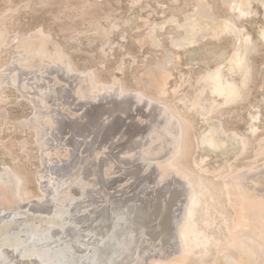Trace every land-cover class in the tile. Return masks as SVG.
<instances>
[{
    "label": "bare ground",
    "instance_id": "6f19581e",
    "mask_svg": "<svg viewBox=\"0 0 264 264\" xmlns=\"http://www.w3.org/2000/svg\"><path fill=\"white\" fill-rule=\"evenodd\" d=\"M254 2L264 11V0H223L230 14L220 18L197 0L182 20L149 25L142 41L153 46L157 27L171 23L179 32L169 39L176 52L147 72L156 97L117 80L100 84L92 73L69 77L67 61L42 50V34L22 42L27 58L17 60L20 70L2 72L0 85L14 83L37 109L31 125L46 172L34 200L20 175L1 176L0 264H264V168L235 165L258 127L244 136L213 118L248 97L256 48L238 23L257 15ZM259 38L264 44V26ZM198 64L206 68L189 82L194 96L171 107L167 98L178 92L169 87L171 67ZM194 114L202 119L196 147L216 160L210 165L205 152L191 169L179 156ZM8 233L13 241L2 244Z\"/></svg>",
    "mask_w": 264,
    "mask_h": 264
},
{
    "label": "rangeland",
    "instance_id": "374dc122",
    "mask_svg": "<svg viewBox=\"0 0 264 264\" xmlns=\"http://www.w3.org/2000/svg\"><path fill=\"white\" fill-rule=\"evenodd\" d=\"M207 2L217 17L230 14L223 6V0ZM196 5L197 0H0V74L11 67L20 70L17 60L27 58V53L21 47L22 42L42 34V50L49 56L56 55L67 61L69 77L81 79L92 73L100 84H111L117 80L127 90H141L156 97V91L149 87L147 72L149 68L163 64L167 53L176 52L169 39L179 32L174 30L176 28L171 23H166L162 28H156L155 35L160 42L158 46L142 39L149 25L160 24L176 16L180 21ZM258 5L257 2L253 4L257 15L242 18L238 23L250 30L256 48L251 57L253 70L248 97L242 103L224 107L213 118L222 121L227 130L244 136L248 135L246 131L249 127L254 124L258 127L257 135L251 138L252 144L236 158L235 165L239 168L250 165L260 170L264 168V156H257L264 150V44L260 41L259 31L264 26V11ZM222 46H227L226 51H230L231 40H224ZM229 51L227 53H231ZM213 65L211 63L210 68ZM171 68L173 79L169 87L172 89L176 86L178 90L176 96L170 94L167 98L173 107L177 104V98L194 96L190 84L194 85L192 83L206 67L198 64L192 69L184 65ZM47 70L52 73V66ZM22 71L24 80L31 78V71ZM51 78L50 74L48 83ZM32 85L27 82V87L34 90ZM37 112L21 88L3 80L0 85V178L7 171L20 175L31 200L43 195L38 176L46 172L43 161L45 150H42L32 129ZM191 121L185 128V150L179 156V161L195 169V161L206 151L196 147L197 128L202 126V119L194 114ZM140 135L144 137L143 133ZM228 148L234 153L241 152L236 145L230 144ZM207 150L211 157L208 161L214 165L216 157ZM218 160L220 164L223 163L222 158ZM209 162L206 165L209 166ZM13 238L12 234H5L2 244H10Z\"/></svg>",
    "mask_w": 264,
    "mask_h": 264
}]
</instances>
